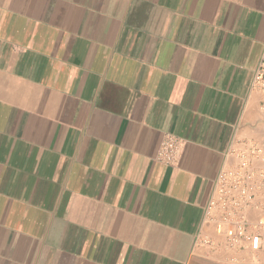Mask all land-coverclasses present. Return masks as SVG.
<instances>
[{
    "label": "crops",
    "instance_id": "0c3cea01",
    "mask_svg": "<svg viewBox=\"0 0 264 264\" xmlns=\"http://www.w3.org/2000/svg\"><path fill=\"white\" fill-rule=\"evenodd\" d=\"M263 44L264 0H0V264H248L205 209Z\"/></svg>",
    "mask_w": 264,
    "mask_h": 264
},
{
    "label": "built area",
    "instance_id": "2783aa9c",
    "mask_svg": "<svg viewBox=\"0 0 264 264\" xmlns=\"http://www.w3.org/2000/svg\"><path fill=\"white\" fill-rule=\"evenodd\" d=\"M252 87L264 95V44L254 69ZM180 137L167 133L161 141L157 158L173 164L182 150ZM237 164L221 168L214 181L213 193L205 209L207 223L214 225L226 245L233 249L249 251L248 264H261L264 257V213L256 220L247 217L246 209H264V167L255 170L256 162H264V149L254 146L235 152ZM202 243L212 245L208 237Z\"/></svg>",
    "mask_w": 264,
    "mask_h": 264
},
{
    "label": "rangeland",
    "instance_id": "374dc122",
    "mask_svg": "<svg viewBox=\"0 0 264 264\" xmlns=\"http://www.w3.org/2000/svg\"><path fill=\"white\" fill-rule=\"evenodd\" d=\"M264 261V260H263Z\"/></svg>",
    "mask_w": 264,
    "mask_h": 264
}]
</instances>
